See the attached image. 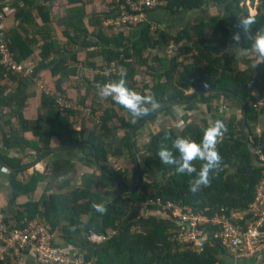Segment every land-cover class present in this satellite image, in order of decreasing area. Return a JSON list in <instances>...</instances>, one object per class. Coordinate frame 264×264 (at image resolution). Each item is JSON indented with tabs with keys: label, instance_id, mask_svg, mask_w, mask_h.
I'll return each mask as SVG.
<instances>
[{
	"label": "trees",
	"instance_id": "16d2710c",
	"mask_svg": "<svg viewBox=\"0 0 264 264\" xmlns=\"http://www.w3.org/2000/svg\"><path fill=\"white\" fill-rule=\"evenodd\" d=\"M244 1L159 0L157 8L152 12L165 13L173 20L182 14L199 12L204 7H223L226 17L215 15L208 21L194 19L175 34L151 30V26L145 23L128 26L124 29L127 33H113L109 37L103 33L101 23L108 17L116 19L121 14L119 5H124L126 9L125 0H118L114 6H106L108 11L103 12V19L88 20L90 27L98 29L95 40H91L84 24L85 5L94 0H67L72 7L64 30L67 43L62 47L50 35L52 8L49 5H35L33 0H12L11 16L20 22L15 29L3 31V40L14 59L22 63L34 55L33 48L39 43L37 38H40V63L35 68L34 76L47 69L52 77L73 76L78 69L74 66L78 63L76 47L87 49L84 63L87 68L106 73L114 65L117 72L110 73L109 76H94L92 80L83 73L80 74L85 93L81 95L78 92L77 103L103 112L100 127H94L91 131L85 127L79 131L73 129L74 123L81 119L78 112L59 113L56 109L55 99L67 96L61 82L56 83L53 95L41 96V114L37 120L25 121L22 110L26 98L21 97L20 90L23 85L31 84V81L15 76L16 95L0 99V109L9 111V120L4 121V127L10 130L8 142L29 147L36 152L42 151V158L50 154L53 141H57L62 147L89 146L95 151V164L101 173L111 180L122 182L130 190L105 202L107 213L100 214L91 207L96 202L93 192L85 188L68 190L76 172L75 164L71 161H52L47 164L44 173L34 172L28 179L21 181L19 175L24 171L22 160L0 153L4 166L9 170L8 181L13 198L29 195L39 183L46 182L38 201L23 204L11 224L6 219L2 221L9 230L21 228L26 221L40 216L45 219L55 236V231L60 228L61 234L58 237L65 244L81 251L84 261L89 264H219L218 256L226 250L211 237V226H205L208 238L199 245L180 243L176 240L180 226L172 216V211L173 207H179L183 211L190 209L193 213H202L209 218L216 213L229 217L232 213H243L253 197L255 184L264 175V166L255 164L248 147V142L253 148H257L264 141L263 136L256 137L249 127L250 123H257L264 116V107L253 110L249 105L264 91V61L252 70H241L237 67V56L228 50L229 38L236 32L241 35L240 48H250V41L238 27L239 19L247 17ZM1 7L2 5L0 13H3ZM124 12L128 13V10ZM249 18L255 21L251 25L253 34L264 29V0L261 1V8L256 9L255 15ZM162 45L172 49L175 54L188 58L183 63L178 62L175 56L169 62L147 56L162 50ZM62 55L64 57L59 60ZM67 63L75 64L68 67ZM140 68L146 69L145 75L149 76L150 85L134 78ZM162 70L166 71L160 73ZM3 71L0 68V77ZM121 76L127 80L129 88L142 95L154 96L159 107L133 122L130 114L110 97L101 99L96 85L119 80ZM162 78L165 79L164 82H161ZM190 89L194 91L192 100L209 93L223 98L228 107L239 100L241 114L244 111L245 115L244 130L241 129V123L237 126L229 118H219L226 124L228 131L217 144L222 160L220 168L210 173L211 186L192 193L189 190V180L192 177L178 174L176 165L162 163L157 155L162 143L171 145V141L164 140L166 133L173 139L177 136L190 137L200 143L203 130L209 125L206 122L202 125L188 124L179 135L170 128L151 135L146 146L150 154L138 171L114 169L109 162L110 157L128 156L132 162L129 134L140 130L158 112L163 111V107L181 103L188 98L186 93ZM105 104L109 106L105 107ZM10 119L17 121L16 129ZM118 132H122L121 137L117 136ZM25 133H29L33 140L25 138ZM259 150L264 153V146ZM201 163L194 162L198 170ZM136 174L139 175L138 180L135 178ZM167 204L172 206L168 208ZM143 207L149 213L140 214ZM73 226L75 231L70 230ZM92 233L105 235L107 238L103 242L93 243L89 240Z\"/></svg>",
	"mask_w": 264,
	"mask_h": 264
},
{
	"label": "crops",
	"instance_id": "0c3cea01",
	"mask_svg": "<svg viewBox=\"0 0 264 264\" xmlns=\"http://www.w3.org/2000/svg\"><path fill=\"white\" fill-rule=\"evenodd\" d=\"M12 0H0V5H2V12L5 15V21L3 23V31L9 32L17 27L18 23L11 16ZM94 2L85 5V14L86 18L84 20L85 27L90 34L91 40H95L96 34H98V29L96 27H90L88 25V20L92 18H102L103 12L101 8ZM35 5L45 4L49 5L52 8L51 15V25H49L50 35L53 39L57 41L59 45L62 47L66 46L67 39L64 35L65 23L67 21V15L69 14V9L72 6H69L67 0H33ZM58 3V5H56ZM102 6V5H101ZM106 8V6H105ZM188 15H192V18H189ZM198 12H190L186 14H182L176 17L175 20L168 18L165 13L155 11L150 12L146 16V24L151 26V30H159V31H167L171 34H175L179 32L182 27L186 24L187 20L199 19ZM167 17V19H166ZM106 19V18H105ZM166 21L167 24L163 21ZM171 20V21H170ZM103 21V20H102ZM170 21V23L168 22ZM39 22V21H38ZM41 25V23L39 22ZM103 29V33L106 36L113 35V30L109 25L105 24V21L101 23ZM106 27V28H105ZM117 33L122 32L125 34V28L115 27ZM30 32V31H29ZM128 32V31H127ZM126 32V33H127ZM232 37V36H231ZM231 37L229 38V47L228 50L234 52L239 60L241 70H252L257 64L261 63L264 60H261L254 52H249L245 54L240 52L239 49H235L236 45L232 41ZM38 45L33 48L34 55L30 60L26 62H22L25 65H33L34 68L40 63V59L38 54L40 53L39 46L42 44L40 38H37ZM162 50L158 52H153L152 55H147L149 58L157 57L159 59H164L169 62L173 56L178 58V62H183L188 56L177 55L172 52V49L161 46ZM76 51V52H75ZM76 59L78 63H70L77 67L75 74L69 77H62L60 75L56 77H52L49 70H43L39 74L35 75L33 78H27L31 81V84L23 85L21 87L20 93L21 97L26 98L25 107L22 110V118L28 122H34L37 120L38 116L41 114L40 112V103L42 95H53L55 90V85L58 82L63 83L67 91L66 98L71 101H76L78 97V92L83 95L85 92L83 78H81L80 74L83 73L85 77H89L90 80L94 76L100 77L105 76L104 73H101L98 70H92L87 68L84 63L87 58V49L83 50L79 47H76ZM71 55V54H69ZM68 55V56H69ZM64 56H60L58 59L61 60ZM70 64L67 63L68 67ZM78 70V71H77ZM166 71V70H165ZM165 71H160L163 73ZM146 69L140 68L137 70V76L134 77L136 80H143L145 84L150 85L149 76L145 75ZM15 76L6 74L3 71L2 76L0 77V99L8 98L11 95H16V87L17 80H15ZM36 78V80L34 79ZM165 79L162 78L161 82H164ZM40 85L46 87V92L40 89ZM264 92V91H262ZM186 95L190 96L189 100L187 99L185 102L179 103L176 107L170 108L169 110H163L158 112L150 121L146 122L140 130L137 132H132L129 134L130 140V148L132 155V162L129 160L128 156L124 157H110L109 162L112 167L116 170L121 168H125L128 170L134 169L138 171L144 165L145 158L150 154L147 150V143L151 135L162 131L164 129H172L175 131L177 135L182 132V129L188 124L195 123L197 125H202V123H210L212 120H216L219 118H226L225 116H229V119L235 121L234 118L238 114L242 117L241 108L239 102H233L228 107V104L223 101L220 96L215 94H207L205 97L193 99L194 91L190 89ZM77 102V101H76ZM86 103H89L86 102ZM105 107L109 105L105 104ZM9 111L0 109V153L9 157L20 158L22 160V164L24 165V171L20 173L19 179L26 180L28 179L34 172L44 173L47 164L55 160H69L75 164L76 172L71 180L70 186L68 190L74 188H85L89 189L94 193V199L96 202H109L115 196L119 195L121 192L126 191L127 188L122 182L119 183L116 180H111L104 176L100 169L96 166L94 161V156L89 149V146H78L73 148H65L60 149V146L57 141H53L51 147V152L46 157L42 158V151L36 152L35 150L14 143H9V128L4 127V121L9 120ZM81 118V117H80ZM239 118V117H238ZM12 126L17 128V121L15 119H10ZM154 124V126H153ZM156 124V127H155ZM82 127H85L88 131L94 129V125L91 122L84 121L82 118L78 120L77 123H74L73 129L79 131ZM252 133L256 136L264 137V116H261L257 123H250L249 125ZM96 128V127H95ZM118 137L122 136V132L117 133ZM24 137L33 140L29 133H25ZM126 162L125 166L123 163ZM46 182H41L38 184L35 191L29 195H22L17 198H13L12 191L8 181V173H0V221L7 220L12 223L14 220L16 213L20 209V207L28 201H38L45 190ZM145 209V210H144ZM147 214L149 211L143 207L140 209V214ZM241 213H232V219H240ZM261 230L264 231V221L261 226ZM56 241L58 244H65L58 236L61 234V229L57 228L55 231ZM219 264H264V250L253 254L251 256L243 257H235L230 254L228 251L220 253L218 256ZM5 264H38L32 255L29 253H25L22 257L18 259L8 258Z\"/></svg>",
	"mask_w": 264,
	"mask_h": 264
},
{
	"label": "built area",
	"instance_id": "2783aa9c",
	"mask_svg": "<svg viewBox=\"0 0 264 264\" xmlns=\"http://www.w3.org/2000/svg\"><path fill=\"white\" fill-rule=\"evenodd\" d=\"M158 0H125V8H119L121 14L116 18V27L127 28L146 23V13L157 8ZM5 15L0 13V68L6 74L18 78H33L35 68L33 65H25L14 59L13 53L3 40V23ZM117 69L106 73L115 74ZM36 80V78H34ZM40 89L47 93L46 87L40 85ZM55 107L59 113L78 112L84 121L91 122L99 128L103 112L93 110L91 107L82 106L75 101L64 97L55 99ZM250 106L253 110L264 107V92L253 101ZM257 166H264V153L258 148L250 149ZM172 205L167 204L170 208ZM240 219H232L223 213L214 214L209 218L202 213H193L190 209L183 211L179 207H173L172 216L180 226L176 240L180 243L199 245L208 238L205 226L209 224L213 229L212 238L217 240L226 251L235 257L251 256L264 250V231L261 230L264 221V175L253 188V197L247 205L245 212L241 213ZM242 221V223L238 221ZM25 226L11 229L0 221V263L5 264L8 258L18 259L25 253L33 256L38 264H89L83 259L81 251L68 244H58L56 236L51 232L44 218L36 216L26 221ZM107 236L92 233L89 240L93 243L105 241Z\"/></svg>",
	"mask_w": 264,
	"mask_h": 264
},
{
	"label": "clouds",
	"instance_id": "9594fccd",
	"mask_svg": "<svg viewBox=\"0 0 264 264\" xmlns=\"http://www.w3.org/2000/svg\"><path fill=\"white\" fill-rule=\"evenodd\" d=\"M255 21L249 17L239 19L238 27L245 34V38L250 41L249 49H241V35L236 32L231 39L236 45L235 49L248 54L254 52L261 60H264V29L257 31L255 34L251 32V25ZM207 87V85H205ZM97 94L101 99L111 98L112 101L125 109L135 122L143 116L148 115L151 111L159 107L156 99L152 95H142L137 91L127 86V80L121 76L119 80L110 81L104 84H97ZM228 131L226 124L220 120H212L209 125L203 130V138L200 143L192 140L190 137L177 136L175 139L170 134H165L164 140L171 141L169 146L167 143H162L157 155L160 161L164 164L176 165L178 174L192 177L189 180V190L196 193L201 188L211 186L210 173L220 168L222 157L217 150V144L220 138ZM178 156L174 155V151ZM201 161L199 170L194 162ZM9 170L6 166L0 165V173H7ZM95 212L100 214L107 213L105 202L91 205ZM71 231H75L73 226Z\"/></svg>",
	"mask_w": 264,
	"mask_h": 264
},
{
	"label": "rangeland",
	"instance_id": "374dc122",
	"mask_svg": "<svg viewBox=\"0 0 264 264\" xmlns=\"http://www.w3.org/2000/svg\"><path fill=\"white\" fill-rule=\"evenodd\" d=\"M261 1L262 0H245L244 1V4H243V6H244V8H245V10H246V12H247V17H252L253 15H255V12H256V9H258V8H261ZM95 3H96V5L98 6V8H101V10H104L105 12H107L108 11V9L107 8H105V6H107V5H110V4H117L118 3V0H96L95 1ZM102 5V6H101ZM114 6V5H113ZM119 8H123V5L121 4V5H119ZM198 15H199V19H201V20H203V21H208L209 20V18H211L212 16H215V15H218V16H220V17H226V13H225V11H224V9H223V7L222 8H220V9H213L212 7H204L201 11H199L198 12ZM197 15V16H198ZM167 16V15H166ZM189 16V18H192V15H188ZM168 18H170V16H168ZM166 19H167V17H166ZM171 19V18H170ZM175 20V19H174ZM193 20V19H192ZM192 20L190 19V20H187V21H185V23L186 24H188V23H190V22H192ZM103 21H105V24L106 25H109L108 27H110V26H112L111 28L113 29V30H115V31H113L114 33H117V31H116V29H115V27H116V25L114 24V23H116V19L115 18H113V17H108V18H106V19H104ZM161 21H163V20H161ZM171 21V20H170ZM170 21H168L169 23H170ZM163 22H165L166 24H167V22L166 21H163ZM106 28V27H105ZM188 58V57H187ZM238 60V59H237ZM237 67L238 68H240L241 67V64H240V62H239V60H238V63H237ZM222 99V102L224 101V99L223 98H221ZM252 103V102H251ZM251 103H249V105L251 104ZM172 108H174V107H172ZM240 114H238L237 116H235L234 118H237V119H235V123H236V125L238 126L240 123H241V117L239 116ZM226 118H229V116L227 115V116H225ZM239 117V118H238ZM153 126H154V124H153ZM155 127H156V124H155ZM241 129H242V125H241ZM128 165V163H126V162H124L123 163V166H125V165ZM144 214V213H143Z\"/></svg>",
	"mask_w": 264,
	"mask_h": 264
},
{
	"label": "water",
	"instance_id": "95a60500",
	"mask_svg": "<svg viewBox=\"0 0 264 264\" xmlns=\"http://www.w3.org/2000/svg\"><path fill=\"white\" fill-rule=\"evenodd\" d=\"M220 94H227L226 92H220ZM190 97V96H189ZM188 97V98H189ZM188 98H186L185 100H183L182 102H185ZM238 102H239V100H237ZM179 104V103H178ZM178 104H173V105H170V106H166V107H163L161 110H166L167 108H172V107H176ZM156 113V112H155ZM241 125H242V130H244L245 128H246V120H245V115H244V111H243V114H242V118H241ZM247 138V137H246ZM264 146V141H263V143L259 146V147H257L258 149H260V148H262ZM74 147V145H71V146H68V147H60V149H65V148H73ZM248 147L250 148V149H253V146L251 145V143L250 142H248ZM89 149L91 150V153L93 154V156L95 155V151H94V149L93 148H91V147H89ZM94 161H95V158H94ZM0 164L1 165H3L4 166V162H3V160L0 158ZM135 178H136V180H138L139 179V175L138 174H136L135 175ZM116 181H118V180H116ZM135 185V184H134ZM124 189H126L127 191H129L130 189H128V188H124Z\"/></svg>",
	"mask_w": 264,
	"mask_h": 264
},
{
	"label": "bare ground",
	"instance_id": "6f19581e",
	"mask_svg": "<svg viewBox=\"0 0 264 264\" xmlns=\"http://www.w3.org/2000/svg\"><path fill=\"white\" fill-rule=\"evenodd\" d=\"M159 1V0H158Z\"/></svg>",
	"mask_w": 264,
	"mask_h": 264
}]
</instances>
